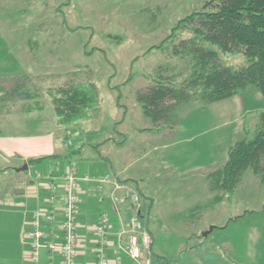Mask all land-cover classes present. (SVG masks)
<instances>
[{
    "label": "rangeland",
    "instance_id": "rangeland-1",
    "mask_svg": "<svg viewBox=\"0 0 264 264\" xmlns=\"http://www.w3.org/2000/svg\"><path fill=\"white\" fill-rule=\"evenodd\" d=\"M206 1L208 0H0V48L6 52L0 54V62L12 63L7 46L14 48L12 58H18L21 54L18 53L19 50L29 44L38 45V53L32 55L34 61H38L39 58L40 63H43L44 54L40 52L49 50L54 52L50 55L54 58L67 57L69 61L66 65L70 67V69L49 71L31 70V80L27 82L22 79L26 76L13 75L3 79L0 87L3 92L9 93L16 84L26 83L28 86L31 83L33 85V88L30 86L31 92L40 94L45 102L48 100L44 105H50V99L46 94L49 87L63 86L69 81L93 84L97 93L96 104L89 111L87 118L67 127L63 145L71 147L72 150L76 146L82 149L81 155L72 157L74 160L78 161L80 156L86 158L93 151L90 148L94 142L87 132L97 128L98 132L94 135L99 139L110 136L118 141L121 138L126 139L124 142L126 146L114 148L118 146L114 144L106 146L104 150L111 157L116 156L117 160H121V157L127 155L128 150L130 151V147H135L143 140L147 141L146 137H141L143 132L140 130L149 131L147 127L154 129L151 121L142 114L135 101L136 91H144L147 89L145 86H151V78L158 74L160 67L163 70L167 68L168 70L163 71L164 75L171 76L173 84L180 85L190 73L191 63L189 58L172 55L173 47L193 36L190 31L182 29L162 49L154 48L148 53L147 51L151 47L159 46L170 35L178 21L192 12L200 11ZM93 49L92 54H84ZM221 63L239 68L245 65L246 60L241 53H235L223 55ZM0 73L5 72L0 70ZM128 78L130 81L125 85ZM114 88L122 94L120 105L123 108L116 104L117 90ZM14 101L15 106L24 110V100L21 97L14 98ZM193 106L195 105L190 103L186 108ZM25 116L22 115L25 119L33 120L32 115L25 114ZM45 116L48 118L47 113ZM183 119L188 121L187 129L191 132L197 129L195 132H200L198 128L203 125L204 120L202 112L194 113L193 117L184 116ZM120 121L122 122L115 127V123ZM118 129L121 133H117ZM224 132L226 130L223 128L216 132L221 138V145L225 142L221 137ZM166 133L171 134V132ZM165 135L160 139L148 140L147 145L151 142L165 141ZM197 139L207 141L206 139L211 140V137L205 135ZM71 142L74 144L69 146ZM158 154L164 155V149ZM150 158L151 156L148 159ZM205 172L186 174L181 178L170 175L159 182L151 180L153 176L151 172L141 175L139 177L142 179L139 182L144 197L138 190L130 188L139 193L144 215L148 213L150 199L155 200L157 194L162 199H156L158 200L156 209L159 212V217L156 219L163 220L160 243L166 250L171 251L173 256L176 254V258L171 256L172 259H177L181 252L196 243V239L183 243L181 236L195 229H201L203 233L207 232V229L202 227L205 220L200 219L207 211L218 220V227L207 237V240L210 237L221 244L222 260L215 259V264H246L247 247L249 251L252 249L249 264H264V229L258 231L262 234L258 241L255 237L251 238L248 231L250 223L264 224V209L260 206L264 203V195H250L248 198H251L253 205L251 207L244 205L243 192L246 185L249 186L248 180L255 176L248 171L242 184L230 197H227L225 194L211 190V184L206 178L209 173ZM24 179L25 182L29 181ZM220 195H223L222 202L214 204L213 198ZM168 197L174 200L182 197V201L178 207L172 209L165 202ZM195 200L197 204L204 206L203 211L189 220V210L186 211V208L194 206ZM163 210L169 211L168 217L165 216L167 220L162 219L160 212ZM182 258L181 255L180 260ZM192 262L193 260L188 258L187 264Z\"/></svg>",
    "mask_w": 264,
    "mask_h": 264
},
{
    "label": "crops",
    "instance_id": "crops-1",
    "mask_svg": "<svg viewBox=\"0 0 264 264\" xmlns=\"http://www.w3.org/2000/svg\"><path fill=\"white\" fill-rule=\"evenodd\" d=\"M8 43L10 44V42ZM7 47L10 50L9 55L12 63L0 62V70L5 72L0 73V84L3 79L13 77V75L26 76L31 80V70L70 69L66 65L69 61L67 57L54 58L50 56L54 52L49 50L40 52V54H44L43 63H40L39 58H37L38 61H34L32 55L38 53V45L30 46L26 44L18 52L23 56L18 55V58H12L14 48ZM0 54H6V52L0 48ZM73 70L75 69L73 68ZM44 76H46L45 73ZM30 86L33 88V85L31 83L28 85L31 90ZM32 93L35 95L34 97L22 98L24 100V110L15 106L13 97H3L0 100V264L60 263L61 256L58 252H48L44 249L39 251L38 261L36 263L33 262L30 257L29 241L26 239V234L30 230L32 213L39 207L44 206L46 198L51 193L48 189L49 184L53 183V185L59 186L61 178L71 162L75 163L77 177L80 179L79 249L75 259L76 264L97 263L94 252L97 245V237L93 228L101 214H106L110 223V228L106 235L108 246H103L106 258L110 260L111 264H114L113 260L115 255H117L121 264H135L124 249L121 248L120 245L123 246V240L120 243L118 242L120 224L110 201V195L115 191V186L129 189L132 187L144 197V192L139 182L142 177L139 176L149 172L153 173L151 180H158L159 182L162 178L166 179L170 175L181 178L186 174L192 175L195 172L204 173L208 171L210 173L214 171L227 160L231 146L243 140L246 132L253 134L258 124L259 114L264 108L262 96L255 89L247 90L230 99L210 105H197L192 108H186L179 113L176 127L164 129L160 132H143L141 137H146L147 141L143 140L135 147H130V151L126 152V157L120 156L121 160H117L116 156L111 157L104 150L106 146H113L114 144L118 145L114 148L126 146L124 143L126 139L120 137L121 139L118 141L112 136L99 139L94 135L98 132V129L95 128L87 132V135L94 140L90 148L93 151L86 158L80 156L78 161H76L72 157L81 155L82 149L76 146L72 150L71 147L63 145V138L67 134V128L56 124V117L51 103L50 105H44L48 100L45 102L40 94ZM201 112L204 115V120L203 125L198 128L200 132L196 133L195 130L197 129L191 132L186 127L188 121H185L183 117L187 115L193 117L194 113ZM45 113H47L48 118H46ZM23 114L24 117H26L25 114L32 115L33 120L23 118ZM118 128H120V125ZM221 128L226 130L225 134L221 136L225 141L222 145L221 138L216 133ZM146 129L150 130L153 128L147 127ZM118 132L121 133L119 129ZM166 132H171V134L168 135ZM163 135L166 136L165 141H159L160 143L151 142L147 145L148 140H153V138L160 139ZM205 135L210 136L211 140L198 141L197 138ZM106 140L109 141L103 143ZM73 144L71 142L69 146ZM163 149L165 154H158ZM175 149L176 151H174ZM113 151L117 154L116 150L113 149ZM150 156L151 158L148 159ZM42 157H48V159L33 166L28 164V160ZM25 165L27 170L21 171ZM24 172H26L25 175H22ZM84 176L108 177L109 181L102 185L101 193H98L97 184L82 181ZM24 178L29 179V181L25 182ZM251 178L248 180L249 186L246 185L243 192L244 205L248 207L253 205L251 198H248L250 195H264V187H261L262 185L256 177ZM122 192V190L117 191L119 194ZM56 194L59 199L61 196L59 187L56 189ZM158 196L157 194L154 198L155 200H149L150 208L148 213L146 215L142 214L143 225L152 240V255L167 260H176V254L173 256L172 252L166 250L160 243L162 235L160 229L164 223L163 220L156 219V217H159L156 203L158 200H162ZM182 196L184 197V194ZM181 198L178 197L174 200L168 197L165 202L170 208L174 209L180 205ZM178 200L179 203H177ZM199 204L196 201L194 206L186 208V211H190ZM260 206L264 209V203H261ZM56 208L57 219L60 220L61 204L59 201L56 204ZM245 211L249 210L245 209ZM124 212V216L127 215L126 209ZM168 212L164 210L160 212L162 219L167 220L165 216L168 217ZM206 213L207 211L200 218L205 220L202 227L207 229L206 231L210 228L213 231L218 227V220H216L215 216L209 215V212ZM203 225L206 226L204 227ZM263 229V223H250L248 225L250 237L253 239L255 237L257 241L262 237V234L258 233V231ZM251 231H255L256 234L254 235L255 232ZM202 234L203 230L195 229L193 232L180 237L183 243L188 239L189 241L196 239V243L189 246L192 248L183 254L179 264H187L188 258L193 260L192 264H215V259L217 261L218 259L222 260L220 242H215L210 237L207 240L208 236L202 237ZM200 244L201 246H198ZM250 251L247 247L245 251L246 264L248 261L250 262ZM171 256L175 258L172 259Z\"/></svg>",
    "mask_w": 264,
    "mask_h": 264
},
{
    "label": "trees",
    "instance_id": "trees-1",
    "mask_svg": "<svg viewBox=\"0 0 264 264\" xmlns=\"http://www.w3.org/2000/svg\"><path fill=\"white\" fill-rule=\"evenodd\" d=\"M182 29L190 31L193 37L175 45L172 55L189 58L190 73L180 85H175L171 76L164 75L163 71L168 69L160 67L158 74L151 78L152 85L144 91L136 92V103L142 114L153 124L154 129L149 131L160 132L176 127L179 113L190 103L195 106L210 105L250 89L259 91L264 107V0H208L200 11L192 12L178 21L170 35L159 46L151 47L147 53L154 48L162 49ZM93 52L94 49L84 54ZM235 53L245 57V65L234 68L221 63L223 55ZM22 79L26 82L29 80L28 77ZM129 81L130 78L124 84ZM46 94L56 124L65 128L87 118L97 98L93 84L72 81L63 86L49 87ZM34 96L26 83L16 84L9 93L3 92L0 87V100L3 97L27 99ZM121 99L122 94L117 90L116 104L123 108L120 105ZM121 122L115 123V127ZM46 159L48 157L30 159L28 164L33 166ZM248 171L264 186V108L259 114L253 134L246 132L243 140L231 146L227 160L206 178L211 184V190L230 197L242 184ZM222 197L215 196L212 202L220 203ZM203 207L200 204L193 207L188 219L203 211ZM191 248L187 247L174 261L152 255V264H178L180 256Z\"/></svg>",
    "mask_w": 264,
    "mask_h": 264
},
{
    "label": "built area",
    "instance_id": "built-area-1",
    "mask_svg": "<svg viewBox=\"0 0 264 264\" xmlns=\"http://www.w3.org/2000/svg\"><path fill=\"white\" fill-rule=\"evenodd\" d=\"M75 163H69L59 186L49 184L51 192L45 200L44 206L32 213L30 230L26 234L29 241V253L33 262L38 261L39 251L58 252L61 256L59 264H76L75 259L79 249L78 216H79V186ZM82 181L97 184L98 193L102 185L109 181L108 177L84 176ZM61 189L58 199L57 188ZM122 190L121 194L117 191ZM61 204V218L57 219V202ZM111 205L115 211L120 230L118 242L123 240L122 249L135 264H152V240L143 225L142 203L138 192L122 186H115V191L110 195ZM127 210V215L125 214ZM110 228L109 218L101 214L94 225L93 231L97 237L95 246L96 264H111L106 258L103 246H108L106 235ZM116 254V252H114ZM114 264H121L117 255Z\"/></svg>",
    "mask_w": 264,
    "mask_h": 264
},
{
    "label": "water",
    "instance_id": "water-1",
    "mask_svg": "<svg viewBox=\"0 0 264 264\" xmlns=\"http://www.w3.org/2000/svg\"><path fill=\"white\" fill-rule=\"evenodd\" d=\"M26 170H27V166L25 165V166L21 169V171H26ZM211 231H212V229L210 228L207 232H204V233L202 234V237H207L208 234H209Z\"/></svg>",
    "mask_w": 264,
    "mask_h": 264
}]
</instances>
